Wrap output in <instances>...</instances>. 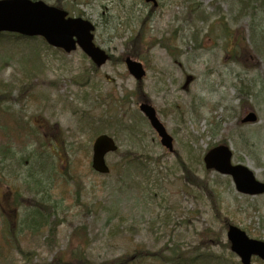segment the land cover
<instances>
[{
	"label": "rangeland",
	"instance_id": "rangeland-1",
	"mask_svg": "<svg viewBox=\"0 0 264 264\" xmlns=\"http://www.w3.org/2000/svg\"><path fill=\"white\" fill-rule=\"evenodd\" d=\"M42 1L90 20L111 60L98 69L80 48L66 53L42 38L0 34V264H77L74 253L94 264H241L228 227L264 241V195L239 193L203 158L225 143L233 163L264 182V5ZM126 57L146 69L140 87ZM144 100L173 153L140 112ZM251 113L256 122H244ZM22 125L34 136L16 133ZM102 134L119 148L106 157V175L92 169ZM42 197L56 207L55 236L23 227ZM184 251L185 260L167 259Z\"/></svg>",
	"mask_w": 264,
	"mask_h": 264
},
{
	"label": "water",
	"instance_id": "water-1",
	"mask_svg": "<svg viewBox=\"0 0 264 264\" xmlns=\"http://www.w3.org/2000/svg\"><path fill=\"white\" fill-rule=\"evenodd\" d=\"M158 6L157 0H144ZM94 24L81 17H69L68 12L46 4L42 0H0V33L8 32L24 37H41L53 48L71 53L79 47L98 68L110 60V55L94 42ZM129 74L138 82L143 81L146 70L143 64L130 57L125 59ZM141 113L148 119L160 142L169 152L174 151L172 136L167 132L153 106L142 103ZM251 113L244 122H256ZM118 146L109 135L98 136L93 143L92 168L105 175L110 172L106 156L115 153ZM233 152L222 144L209 150L203 162L205 168L231 177L236 190L247 196L264 194V182L259 181L254 171L242 164H233ZM227 238L231 251L238 256L241 264H253L252 258L264 261V241L251 239L246 232L235 225H229Z\"/></svg>",
	"mask_w": 264,
	"mask_h": 264
},
{
	"label": "trees",
	"instance_id": "trees-1",
	"mask_svg": "<svg viewBox=\"0 0 264 264\" xmlns=\"http://www.w3.org/2000/svg\"><path fill=\"white\" fill-rule=\"evenodd\" d=\"M239 1V0H238ZM240 3L243 7L247 8H252L253 4H258L260 3L261 5H264V0H240ZM82 78H79V82H83L84 79L88 78L86 74L84 76H81ZM141 83H138V86L140 87ZM144 102H147L144 100ZM17 119L14 120V118L11 120V123L14 124V127L18 123ZM20 125V123H18ZM19 133L20 131L22 132H29L30 135L34 136V133H36L34 130L27 129L24 130V125H22V129L17 128ZM185 172H187V169H185ZM42 174V173H40ZM193 183L204 190H208V187L204 184L202 181H193ZM35 184L37 186H40L42 183L38 179L35 181ZM36 197V195H34ZM55 205L51 204L48 200H46L44 197H42L40 200L34 201L32 204V207L30 209V212L28 214V217L24 220V225L23 227L26 229H29L32 232H36L38 230H43V229H48L50 233L55 236L56 234V228L58 226L55 221H51V217L53 214H55ZM0 210L2 215L4 214V208L0 206ZM218 211V210H217ZM218 216L222 217L221 214H218ZM4 217V216H3ZM225 226L227 225L226 221L223 219ZM3 241H5V236H3ZM229 244V243H228ZM8 248V247H6ZM189 252L184 251V252H173V256L170 258H167L171 262H177L181 259H184L189 256ZM74 258H77V264H94L91 261L87 260L81 253H74ZM129 261L127 258H121L118 259L117 261L113 262H105L102 264H128Z\"/></svg>",
	"mask_w": 264,
	"mask_h": 264
}]
</instances>
